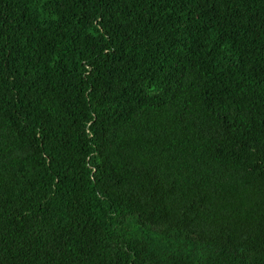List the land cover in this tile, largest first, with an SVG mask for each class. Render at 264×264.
Returning a JSON list of instances; mask_svg holds the SVG:
<instances>
[{
	"label": "trees",
	"instance_id": "trees-1",
	"mask_svg": "<svg viewBox=\"0 0 264 264\" xmlns=\"http://www.w3.org/2000/svg\"><path fill=\"white\" fill-rule=\"evenodd\" d=\"M0 264H264V0H0Z\"/></svg>",
	"mask_w": 264,
	"mask_h": 264
}]
</instances>
